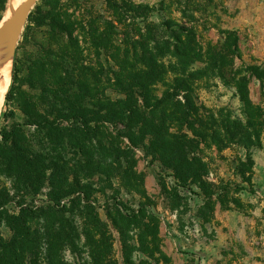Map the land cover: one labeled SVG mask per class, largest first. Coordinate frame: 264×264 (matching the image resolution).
Returning <instances> with one entry per match:
<instances>
[{
  "label": "trees",
  "instance_id": "1",
  "mask_svg": "<svg viewBox=\"0 0 264 264\" xmlns=\"http://www.w3.org/2000/svg\"><path fill=\"white\" fill-rule=\"evenodd\" d=\"M192 1L106 0V20L94 10L77 16L80 0H51L32 11L25 43L33 24L49 29V38L36 54L15 60L5 105L11 103L13 118L20 112L23 124L0 133V174L17 190L37 194L47 187L50 205L40 215L21 208L7 216L13 237L0 238V264H27L28 257L37 263L44 243L45 264H68L66 248L77 258L86 253L87 264H174L163 249L165 221L138 170V151L159 162L178 186L191 193L197 187L212 216L217 194L206 181L202 146L219 152L242 147L247 158L240 165L252 168V151L263 147L264 105L251 100L249 76L264 88V68L249 64L237 71L242 55L235 31L222 30L221 45H204ZM7 2L0 0V12ZM153 15L159 23L149 21ZM235 70L231 84L240 114L199 103L200 87L213 79L227 85ZM24 127L37 130L38 146ZM122 191L139 196L137 207L121 200ZM3 192L0 209L9 200L7 187ZM32 219L43 224L34 226ZM111 227L121 241V263Z\"/></svg>",
  "mask_w": 264,
  "mask_h": 264
},
{
  "label": "rangeland",
  "instance_id": "2",
  "mask_svg": "<svg viewBox=\"0 0 264 264\" xmlns=\"http://www.w3.org/2000/svg\"><path fill=\"white\" fill-rule=\"evenodd\" d=\"M68 0H61L66 3ZM141 2L144 0H135ZM9 2V0H8ZM0 12V26L8 8ZM155 2V0H153ZM197 21L195 26L199 40L206 45L208 42L221 45L225 41L222 30H232L238 34L242 61L235 60L238 72H244L246 65L257 64L264 68V0H193ZM51 0H38L34 11L45 8ZM77 16H86L89 10H94L101 18L109 19L110 13L106 0H80ZM32 10V11H33ZM176 18L180 15L176 14ZM159 23L157 15L149 19ZM29 22V21H28ZM25 28L15 45L9 46L8 54L12 56V75L16 58H27L28 54L39 52L40 46L48 43L46 27L32 25L30 40L25 43L27 33ZM143 26L142 19H137ZM29 31V30H28ZM122 38V36H121ZM120 38V39H121ZM88 60L95 61L96 54L87 51ZM106 57L103 55L102 60ZM236 70L230 73L228 84L219 79L211 80L209 86L197 90L199 103L218 110L228 108L240 114V101L232 87V78ZM11 81L10 87L12 85ZM9 87V89H10ZM251 100L264 105L262 83L253 76H249ZM9 91V90H8ZM8 93V92H7ZM109 95L116 98L109 92ZM6 102V101H5ZM11 103L4 104L0 117V133L14 124H23L20 112L13 118ZM30 136L34 146H38L41 136L31 127L23 128ZM138 170L146 176V189L157 204V209L165 222L162 224L161 236L163 249L172 258L174 264H264V135L263 147L252 151L254 165L250 169L241 167L240 162L246 161L247 151L239 146H232L222 152L215 147L202 146L200 156L208 164V183L214 184L213 191L216 203L212 216L205 205V199L199 194L201 191L193 187L195 193L182 188L175 183L170 173L162 168L159 162L146 158L142 151H138ZM245 170V175L242 171ZM116 187L118 180H114ZM7 187L9 200L0 209V238L10 241L13 231L7 222L8 215H18L21 208L36 211L46 209L50 202L47 199V187L37 194L32 189L21 187L17 190L14 181L5 174H0V197ZM112 196L110 191L107 192ZM121 200L129 206L137 207L140 198L136 194H126L122 191ZM100 204L104 198L97 195ZM101 217L106 221V213L100 209ZM34 226L43 224L39 219H32ZM79 225V223H78ZM114 235V257L121 263L122 245L118 232L111 227ZM83 252H85L83 250ZM47 244L44 243L40 260L37 263L27 258V264H45ZM63 259L68 264H87V254L77 258L69 249L63 250Z\"/></svg>",
  "mask_w": 264,
  "mask_h": 264
},
{
  "label": "water",
  "instance_id": "3",
  "mask_svg": "<svg viewBox=\"0 0 264 264\" xmlns=\"http://www.w3.org/2000/svg\"><path fill=\"white\" fill-rule=\"evenodd\" d=\"M37 1L27 0L25 5L19 6L7 21L0 26V58L9 46L17 43Z\"/></svg>",
  "mask_w": 264,
  "mask_h": 264
},
{
  "label": "bare ground",
  "instance_id": "4",
  "mask_svg": "<svg viewBox=\"0 0 264 264\" xmlns=\"http://www.w3.org/2000/svg\"><path fill=\"white\" fill-rule=\"evenodd\" d=\"M27 0H9L8 8L5 12L1 26L13 14V12L21 5H25ZM12 56L8 54V50L3 52L0 58V117L3 112L6 94L12 81Z\"/></svg>",
  "mask_w": 264,
  "mask_h": 264
}]
</instances>
